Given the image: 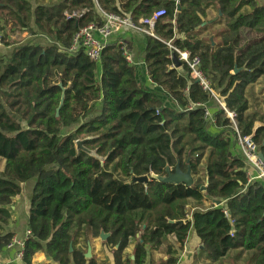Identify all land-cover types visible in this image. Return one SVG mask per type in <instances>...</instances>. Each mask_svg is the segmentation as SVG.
<instances>
[{
    "label": "trees",
    "instance_id": "obj_1",
    "mask_svg": "<svg viewBox=\"0 0 264 264\" xmlns=\"http://www.w3.org/2000/svg\"><path fill=\"white\" fill-rule=\"evenodd\" d=\"M158 10L165 16L144 44L146 74L158 90L137 80L117 42L98 63L69 52L80 29L101 24L100 12L137 27ZM1 24L34 29L47 41L0 57V253L13 239L4 227L20 185L35 180L24 264L38 253L56 264H97L84 255L100 232L110 234L103 246L114 264H146L148 250L159 248L165 264H176L191 228L211 264L237 251L249 253L246 264H264V186L247 184L243 160L230 154L238 134L251 136L264 157V117L247 114L248 90L264 77V7L253 0H0ZM167 42L200 60L236 130L209 107L187 67L174 68ZM100 101L101 114L90 118ZM205 107L215 110L213 124ZM83 140L96 157L77 151ZM176 166L190 170L191 187L153 178ZM142 177L147 184L130 183Z\"/></svg>",
    "mask_w": 264,
    "mask_h": 264
},
{
    "label": "crops",
    "instance_id": "obj_2",
    "mask_svg": "<svg viewBox=\"0 0 264 264\" xmlns=\"http://www.w3.org/2000/svg\"><path fill=\"white\" fill-rule=\"evenodd\" d=\"M258 6L264 7V0H253ZM33 27V24L30 25V28ZM33 29V28H32ZM21 34L16 33L17 36H10L12 43L9 47L0 46V57L8 58L12 51L23 45L27 44H40L44 45L47 41L46 37L39 34L33 29L32 37L27 36V31L25 29H19ZM146 36L143 35L140 31L135 28H122L120 29L110 40L109 44L117 42L119 45L123 46L124 54L130 60L132 64L137 63L139 66L136 67V78L137 80L148 90L155 91L158 90L155 85H153L147 77L145 64H144V44ZM264 77L260 78L257 82H261ZM256 84V85H257ZM170 103L167 102V105ZM102 111V102H98L90 114V118L99 116ZM215 131L213 130V133ZM231 157L236 156L237 148L234 146L231 151ZM0 165V170H2ZM35 186V180L28 181L20 185L21 193L13 201V204L10 206L11 211V220L8 225L4 227L5 234H12L13 238L19 240H25L27 229V220L29 217L32 192ZM206 204V203H205ZM204 204V205H205ZM193 211V210H192ZM191 219V215L189 217ZM168 242L174 245V239L168 237ZM87 245L91 246V259H93L97 264H114L112 251L99 240H94L88 243ZM133 245V244H132ZM164 248V247H163ZM202 247L200 242L196 237L193 229L191 228L186 242L182 250L178 251L175 258L177 259L176 264H211L209 263L203 255L200 254ZM155 249H149L146 258V264H165L168 259V256L164 254V251ZM132 251L133 246H130L126 250V254L129 255L130 260L132 261ZM17 248L13 247L11 249H5L0 253V262H10L14 260L15 253ZM17 264H24L23 262H18ZM32 264H56L54 263L45 253H38L32 259ZM213 264V263H212ZM215 264V263H214Z\"/></svg>",
    "mask_w": 264,
    "mask_h": 264
},
{
    "label": "built area",
    "instance_id": "obj_3",
    "mask_svg": "<svg viewBox=\"0 0 264 264\" xmlns=\"http://www.w3.org/2000/svg\"><path fill=\"white\" fill-rule=\"evenodd\" d=\"M101 24H89L84 28L80 29L77 34L74 35L69 52L76 54L82 52V54L90 62L98 63L101 59V54L104 49L109 45L111 38L122 28H135L140 31L145 36L153 37V25L157 20L165 16L164 10H158L150 18L140 21V26H135L129 17H120L113 14H106L100 12ZM2 45V37L0 33V46ZM166 46L169 48L171 55L174 54L177 57L178 62L185 65L189 70V74L192 80H194L203 91L207 92L214 104H217L219 108L224 112L232 126L235 127L234 114L230 113L222 101H219L217 94L211 89L208 80L204 77L200 69V60L196 57L190 58L188 53L180 51L173 47L171 42H167ZM126 61L134 66L138 67L137 63L132 64L130 60L124 54ZM222 100V99H221ZM193 107V106H192ZM204 108V106H203ZM205 118L213 124V117L210 114V110L205 107ZM236 130V129H235ZM236 148L237 156H239L244 163V170L247 184L260 183L264 186V160L261 161L258 158V153L260 152L258 147L254 144L252 137H240L236 134ZM222 205V203H221ZM225 218L232 225L229 213L225 210L223 212ZM30 236V232L27 231L25 239ZM233 231L230 232V237L233 238ZM25 240H19L13 238L11 243L6 247V249H11L13 247L17 248L14 260L10 262H0V264H17L18 262H23L24 256V245Z\"/></svg>",
    "mask_w": 264,
    "mask_h": 264
},
{
    "label": "rangeland",
    "instance_id": "obj_4",
    "mask_svg": "<svg viewBox=\"0 0 264 264\" xmlns=\"http://www.w3.org/2000/svg\"><path fill=\"white\" fill-rule=\"evenodd\" d=\"M18 32H19V34H21V32L19 31L18 28L7 27V28L2 29V24L0 25V33H1L2 40H3V44L5 42H8L11 44L12 41L9 39L10 36L11 35L17 36L16 33H18ZM27 34H28L27 36H30V37L33 36V35H31V33L27 32ZM111 42H113V41H111ZM2 46H4V45H2ZM248 95L250 97L249 98L250 99L249 100L250 110L247 114H249L250 116L253 114H256V115H258L259 118L262 116L264 117V79H262L261 82H259L254 87L250 88L248 90ZM217 96H218L219 101H222L219 94H217ZM210 105H211V106H209L210 108H213L214 106H218L217 104H214V103L210 104ZM214 113H215V110H210L211 116H213ZM260 125L261 124L259 122H257L254 126H255V128H257ZM233 129L235 130L234 126H233ZM209 132L210 133L212 132L211 126L209 127ZM64 133H66V131H64ZM190 205L194 206L191 203L189 204V206ZM209 207L210 206L208 204H205L203 209H208ZM240 254L241 253H239V251L230 252L229 255L226 257V259L218 261L215 264H246V261L249 257V253H243L241 255V257L239 258Z\"/></svg>",
    "mask_w": 264,
    "mask_h": 264
},
{
    "label": "water",
    "instance_id": "obj_5",
    "mask_svg": "<svg viewBox=\"0 0 264 264\" xmlns=\"http://www.w3.org/2000/svg\"><path fill=\"white\" fill-rule=\"evenodd\" d=\"M178 11H179V9H178ZM219 16H220V14H219ZM207 23H211V22H207ZM207 23H203L202 26H205ZM171 60L173 62L174 68L177 69L179 72H181L182 71V64L180 62H178L177 57L174 54L171 55ZM86 141L87 140L76 142L77 151H82L83 153L89 155L90 157H96V153L94 151H88L83 147L84 143ZM258 158L261 161L264 160V157H263L261 152L258 153ZM166 173H167L166 178H160V177H156V176H154L153 178L160 183L170 184V185H175V186L184 185L187 187H191L193 184V179H192L190 170L183 173L180 171L179 167L176 166L174 173H170L168 168L166 169ZM147 182H148V178L142 177V178H133L130 183H140V184L145 185V184H147ZM201 191L202 192L205 191L204 187L201 188ZM221 203L222 202L218 201V200L213 201V204L215 207L221 206ZM109 237H110V234H105L103 232H100L98 240L100 243L104 244ZM69 251L71 252V248ZM84 258H85V260L91 259V246L90 245H87V251H86V254L84 255ZM132 260H133V258H132Z\"/></svg>",
    "mask_w": 264,
    "mask_h": 264
}]
</instances>
